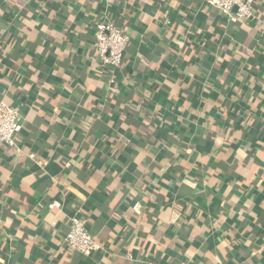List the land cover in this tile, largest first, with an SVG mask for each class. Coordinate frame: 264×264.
Masks as SVG:
<instances>
[{
  "label": "crops",
  "instance_id": "1",
  "mask_svg": "<svg viewBox=\"0 0 264 264\" xmlns=\"http://www.w3.org/2000/svg\"><path fill=\"white\" fill-rule=\"evenodd\" d=\"M110 23L129 37L114 71L94 46ZM0 102L22 114L0 264H264V0L237 21L200 0H0ZM75 218L101 251L65 244Z\"/></svg>",
  "mask_w": 264,
  "mask_h": 264
},
{
  "label": "built area",
  "instance_id": "2",
  "mask_svg": "<svg viewBox=\"0 0 264 264\" xmlns=\"http://www.w3.org/2000/svg\"><path fill=\"white\" fill-rule=\"evenodd\" d=\"M202 3L214 7L223 17L237 21L249 20L255 17V5L257 0H200ZM129 43V37L115 24L101 26L95 34V50L102 65L110 70L120 69L124 60V54ZM21 111L11 105L0 102V143L15 149L16 135L20 130ZM31 158H34L31 155ZM177 225L178 213L171 219ZM65 244L74 251L90 256L101 251L96 236L87 224L80 219H74L72 227L65 236Z\"/></svg>",
  "mask_w": 264,
  "mask_h": 264
}]
</instances>
